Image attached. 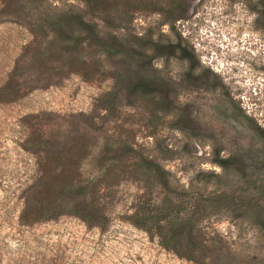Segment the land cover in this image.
<instances>
[{"label":"rangeland","instance_id":"1","mask_svg":"<svg viewBox=\"0 0 264 264\" xmlns=\"http://www.w3.org/2000/svg\"><path fill=\"white\" fill-rule=\"evenodd\" d=\"M105 1L108 14L92 18L80 0H0V264H264V228L244 207L264 191L262 0ZM173 4L182 17H170ZM68 11L130 49L78 44L86 33L63 31ZM178 42L195 61L157 57L151 45ZM125 78L160 94L106 111ZM148 162L167 172L169 189ZM71 165L76 185H94L87 200L103 208L106 229L35 204L34 189L63 184ZM150 201L197 215L195 260L131 221Z\"/></svg>","mask_w":264,"mask_h":264},{"label":"trees","instance_id":"2","mask_svg":"<svg viewBox=\"0 0 264 264\" xmlns=\"http://www.w3.org/2000/svg\"><path fill=\"white\" fill-rule=\"evenodd\" d=\"M88 7V14L92 18L101 17L104 13L108 14L111 3L105 0H80ZM178 3V2H177ZM262 10L260 13L264 17V1L261 2ZM180 5L173 4L169 11L170 17L177 19L182 17L184 12ZM66 29L63 31L72 35L73 28L86 33L85 38L76 42L87 43L89 46H97L104 49L108 53H120V51H128L131 46L125 45L119 37L110 36L108 39H103L98 32V26L91 20H88L85 15L67 12L60 18ZM81 44V45H82ZM155 56L176 57L188 61H195V53L182 42L176 44H151ZM196 67V63L192 64V68ZM98 72V71H97ZM90 77V76H87ZM123 79L122 75H117L116 79ZM160 94L156 89V84L146 81L142 78H125L117 84L115 90L110 93L104 108L108 112H115L117 104L122 101L134 103L139 97H151ZM162 95V94H161ZM167 95L164 96L166 98ZM190 117L182 116L178 120L179 129L189 130L192 127ZM60 157L56 158V162ZM71 162V161H69ZM68 164V163H67ZM215 164L223 169L235 168L233 159L221 158L217 156ZM264 164V163H263ZM70 169L62 171L63 184L53 185L50 183L47 188L37 187L33 194L35 204L42 207V210L47 209V213H53L52 216H60L65 214L75 215L84 220L88 225L106 229L109 224V218L104 214L103 208L98 204L97 200H87L90 194H93L90 189L94 185H76L78 178L77 169L71 165ZM148 170L151 172L155 180L165 189H169V180L167 172L154 162H148ZM38 195V196H37ZM33 197V199H34ZM47 199V200H46ZM60 200V202H58ZM226 198L219 196L217 201H222ZM213 200L216 201V198ZM223 202V201H222ZM244 207L253 214L259 224L264 228V191L256 199L249 198L244 202ZM54 209H61L59 213L54 214ZM186 209H178L175 202H165L162 205L155 204L150 201L147 204L138 206L131 216V221L139 228L146 230L149 234L157 236L161 240V245L168 251H172L182 258L187 260H195V256L199 251V235L196 233V222L194 214L191 218L183 217ZM51 215V214H50Z\"/></svg>","mask_w":264,"mask_h":264}]
</instances>
